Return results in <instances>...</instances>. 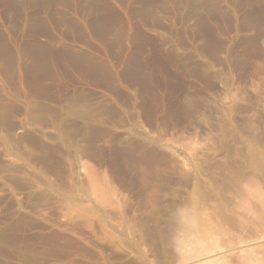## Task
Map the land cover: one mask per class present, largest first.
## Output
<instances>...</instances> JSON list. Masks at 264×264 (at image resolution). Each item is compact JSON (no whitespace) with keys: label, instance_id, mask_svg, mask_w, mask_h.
Returning <instances> with one entry per match:
<instances>
[{"label":"rangeland","instance_id":"374dc122","mask_svg":"<svg viewBox=\"0 0 264 264\" xmlns=\"http://www.w3.org/2000/svg\"><path fill=\"white\" fill-rule=\"evenodd\" d=\"M0 264H264V0H0Z\"/></svg>","mask_w":264,"mask_h":264}]
</instances>
